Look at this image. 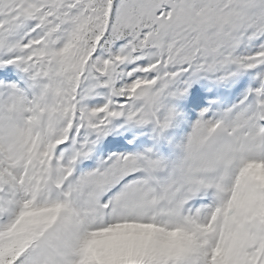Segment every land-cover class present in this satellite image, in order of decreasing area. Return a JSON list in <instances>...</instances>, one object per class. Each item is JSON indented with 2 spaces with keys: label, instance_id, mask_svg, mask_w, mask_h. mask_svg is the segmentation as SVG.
Segmentation results:
<instances>
[{
  "label": "snow or ice",
  "instance_id": "obj_1",
  "mask_svg": "<svg viewBox=\"0 0 264 264\" xmlns=\"http://www.w3.org/2000/svg\"><path fill=\"white\" fill-rule=\"evenodd\" d=\"M0 264H264V0H0Z\"/></svg>",
  "mask_w": 264,
  "mask_h": 264
}]
</instances>
